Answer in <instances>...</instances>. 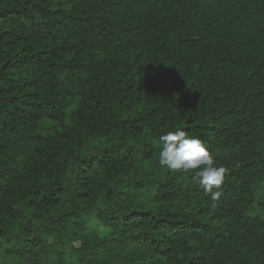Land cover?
<instances>
[{"label": "trees", "instance_id": "1", "mask_svg": "<svg viewBox=\"0 0 264 264\" xmlns=\"http://www.w3.org/2000/svg\"><path fill=\"white\" fill-rule=\"evenodd\" d=\"M0 264H264V0H0Z\"/></svg>", "mask_w": 264, "mask_h": 264}, {"label": "clouds", "instance_id": "2", "mask_svg": "<svg viewBox=\"0 0 264 264\" xmlns=\"http://www.w3.org/2000/svg\"><path fill=\"white\" fill-rule=\"evenodd\" d=\"M159 145L158 163L161 168L170 171L200 169L199 184L204 193L210 195L213 201L219 200L226 169L216 166L203 141L176 129L160 135Z\"/></svg>", "mask_w": 264, "mask_h": 264}]
</instances>
